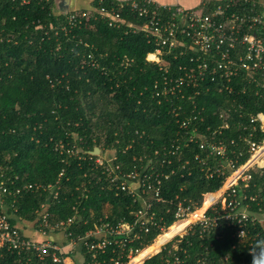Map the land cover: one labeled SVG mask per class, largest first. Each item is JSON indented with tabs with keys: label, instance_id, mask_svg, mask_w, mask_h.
I'll use <instances>...</instances> for the list:
<instances>
[{
	"label": "trees",
	"instance_id": "obj_1",
	"mask_svg": "<svg viewBox=\"0 0 264 264\" xmlns=\"http://www.w3.org/2000/svg\"><path fill=\"white\" fill-rule=\"evenodd\" d=\"M54 6V0H32L23 7L0 0V214L8 207L10 224L32 240L24 234V224L40 234L38 212L48 207L50 226L74 220L67 234L64 228H48V236L63 233L79 245L82 264H114L120 248L90 251L97 238L86 237L102 225L133 224L135 215L145 209L140 198L121 190V177L135 172L163 175L157 184L165 203L154 202L153 194L145 198L163 217L161 225L172 226L179 201L192 200L200 207L204 195L219 191L227 176L219 173L226 171V160L201 150L196 142L185 144V139L198 132L232 151L246 149L244 140L251 133L253 140L264 138L260 125L250 124L251 116L264 113V97L256 95L244 73L232 82L231 93L220 89L219 80L206 77L197 88L184 86L181 93L156 97L159 88L183 75L179 67L189 60L165 57L164 70L146 60L157 45L143 32L114 30L104 21L86 23L67 34L59 29L66 11L56 13ZM123 16L135 25L145 24L129 8ZM89 55L98 68L89 66ZM126 59L131 63L127 65ZM229 109L225 118L229 128H224L220 115ZM184 121H190L187 128ZM177 139L179 150L174 153L171 146ZM96 148L99 157L115 160L114 166L119 167L115 182L97 164L99 157L91 154ZM248 158L245 153L239 163ZM38 185L46 191H36ZM263 189L264 171L254 174L249 192ZM157 229L151 227L128 245L122 264L129 262L131 248L141 250L152 244L160 233ZM197 232L183 241L192 257L204 253L213 264H251L252 256L245 242L234 238V229L224 227L202 236ZM157 250L152 248V254ZM53 253L41 260L33 251L0 248V264H57ZM56 254L75 260L74 253ZM166 254L145 264H164Z\"/></svg>",
	"mask_w": 264,
	"mask_h": 264
},
{
	"label": "built area",
	"instance_id": "obj_2",
	"mask_svg": "<svg viewBox=\"0 0 264 264\" xmlns=\"http://www.w3.org/2000/svg\"><path fill=\"white\" fill-rule=\"evenodd\" d=\"M13 1L22 7L32 3V0ZM112 1L115 0H99V8L92 11L68 10L65 14V24L59 29L69 34L73 30H81L86 23L91 26L94 22L104 21L114 30L143 32L157 45L155 53L149 54L146 60L161 64L164 70L168 67L165 57L173 55L175 60H189V64L179 67L183 75L171 85L168 84L172 88H168L166 83L167 86L163 90L158 89L156 97L175 94L177 91L181 93L184 86L197 88L198 81H204L206 77H210L213 81L219 80L220 89L231 93L232 82L242 73L249 83L254 85L256 95L264 97V0H224L214 6L210 12L201 14L178 6L174 9L169 7L161 9L151 0H135L127 5L107 7V3ZM245 6H249L247 13ZM126 8H129V12L133 15L144 19L145 24L138 26L125 18L123 10ZM58 12L62 13L59 10ZM80 44L84 45L82 41ZM202 54L203 57L200 58ZM151 56H154L155 60H150ZM125 62L127 65L131 63L129 59ZM88 64L94 68L99 67L92 55L88 56ZM230 111L231 109L221 112L220 117L225 121ZM250 122L252 125H260V131L264 133V113L251 116ZM189 125L190 121H184L183 128ZM224 128H229V123L226 122ZM253 136L251 133L250 137L244 140L245 151H232L228 145L211 142L207 136L198 132L185 139V144L196 142L201 150L207 149L210 155L226 160V171L220 170L219 173L221 175L227 173V176L219 191L204 195L200 207L192 200L179 201L175 206V222L168 228L161 225L163 217L154 212L153 204L147 202L145 198L153 194L154 202L161 205L165 203L158 188L159 177L164 176L151 177L144 172L140 174L135 172L129 178L121 177L123 180L121 190L140 198L144 202L145 209L135 215L133 224L121 222L117 227L102 225L90 232L86 238L96 237L97 241L89 246V250L104 252L108 247L115 245L120 248L121 255L118 260L115 259L114 264H122L120 260L127 251V246L134 240L140 239L142 232L148 234L151 227H156L160 230L156 239L141 250L131 248L127 256L129 259L127 264H132L135 260L136 264H145L163 252L167 253L164 264H213L207 254L202 253L192 257L188 249L183 246V241L197 232V229L199 236H202L227 227L235 230L234 238L245 242L244 247L250 252V246L258 241H264V189L258 193L249 192L254 174L264 171V138L257 141L251 139ZM178 141V139L174 140L171 146V151L174 153L179 150ZM245 153L249 158L240 164V159ZM91 154L96 155L94 152ZM100 155L101 151L96 156ZM105 161L109 166L104 164ZM97 164L105 167L113 182L121 174L117 172L119 167L114 166L115 160L99 157ZM32 188L33 186L27 187L30 190ZM40 189L46 191L44 186L38 185L36 191ZM49 190L51 189H47ZM206 203H209V206L203 210ZM47 210L48 207L38 212L41 214L42 222H40L41 237H48L46 231L48 228L51 230L64 228L63 232L67 234V227L72 225L74 220L69 219L67 222H58L50 226ZM3 211L0 214V248L7 247L18 252L33 251L41 260L53 251L55 263L67 264L66 258L62 259L56 254H64L61 246L49 240L32 241L24 238L18 228L10 224L11 215L7 213L8 211ZM200 211L202 213L198 215ZM72 246L80 248L74 243ZM154 247L158 250L152 254L151 249ZM205 250L207 253L208 249Z\"/></svg>",
	"mask_w": 264,
	"mask_h": 264
},
{
	"label": "crops",
	"instance_id": "obj_3",
	"mask_svg": "<svg viewBox=\"0 0 264 264\" xmlns=\"http://www.w3.org/2000/svg\"><path fill=\"white\" fill-rule=\"evenodd\" d=\"M62 0H54L55 6L53 7V11L56 13H59V11H63L64 9L61 8ZM67 5H64L66 7V10L70 11H92L94 9L99 8V0H66ZM135 0H115L114 2H109L107 3V7H113L116 5H127L130 4ZM155 6H158L161 9L164 8H176L178 7H183L186 10H191V11H196L199 14L201 13H208L210 12L214 6L219 4L220 2H223L224 0H151ZM69 2V4H68ZM106 4V3H105ZM1 207V205H0ZM7 211V210H6ZM5 211V212H6ZM24 234L28 237H31L32 240H37V241H42L43 238H41V235L36 233L35 230L30 226V224H24L23 227ZM46 240H49L53 243L58 244L59 246L62 247V252L66 255H72L74 251L76 253H80V249L73 248L72 243L68 241L67 236L63 233H58V234H51L48 237L45 238ZM75 254V253H74ZM81 254V253H80ZM74 260L71 256L66 257V263L67 264H79L83 263V258L81 256H75Z\"/></svg>",
	"mask_w": 264,
	"mask_h": 264
},
{
	"label": "clouds",
	"instance_id": "obj_4",
	"mask_svg": "<svg viewBox=\"0 0 264 264\" xmlns=\"http://www.w3.org/2000/svg\"><path fill=\"white\" fill-rule=\"evenodd\" d=\"M250 255L252 256L251 264H264V241H258L250 246Z\"/></svg>",
	"mask_w": 264,
	"mask_h": 264
},
{
	"label": "water",
	"instance_id": "obj_5",
	"mask_svg": "<svg viewBox=\"0 0 264 264\" xmlns=\"http://www.w3.org/2000/svg\"><path fill=\"white\" fill-rule=\"evenodd\" d=\"M63 2H65V3H63ZM61 3H63L62 6H61V8H62V9L65 8L64 11L67 12L68 10H66V7H64V5H67V1H66V0H62ZM68 4H69V2H68ZM99 153H100V149H99V148H96V149L94 150V154L98 155Z\"/></svg>",
	"mask_w": 264,
	"mask_h": 264
},
{
	"label": "bare ground",
	"instance_id": "obj_6",
	"mask_svg": "<svg viewBox=\"0 0 264 264\" xmlns=\"http://www.w3.org/2000/svg\"><path fill=\"white\" fill-rule=\"evenodd\" d=\"M150 59H151V60H155V57H154V56H151ZM203 210H205V208H203ZM201 213H202V211H200V212L198 213V215H200ZM136 263H137V261L135 260V261L133 262V264H136Z\"/></svg>",
	"mask_w": 264,
	"mask_h": 264
},
{
	"label": "rangeland",
	"instance_id": "obj_7",
	"mask_svg": "<svg viewBox=\"0 0 264 264\" xmlns=\"http://www.w3.org/2000/svg\"><path fill=\"white\" fill-rule=\"evenodd\" d=\"M150 60H151V59H150ZM155 62H156V61H155ZM73 253H75V254H74L75 256H78V255L81 256V254H80L81 251H80V253H76V251H74ZM81 257H82V256H81ZM82 258H83V257H82ZM75 260H76V259H75ZM77 264H79V263L77 262Z\"/></svg>",
	"mask_w": 264,
	"mask_h": 264
}]
</instances>
